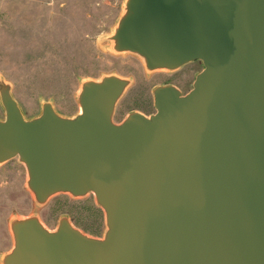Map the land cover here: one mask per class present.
<instances>
[{
    "label": "water",
    "instance_id": "95a60500",
    "mask_svg": "<svg viewBox=\"0 0 264 264\" xmlns=\"http://www.w3.org/2000/svg\"><path fill=\"white\" fill-rule=\"evenodd\" d=\"M110 38L148 70L203 69L121 122L127 77L85 79L76 115L46 101L32 118L1 80L0 164L25 165L39 204L93 193L107 225L14 218L2 264H264V0H125Z\"/></svg>",
    "mask_w": 264,
    "mask_h": 264
},
{
    "label": "rangeland",
    "instance_id": "374dc122",
    "mask_svg": "<svg viewBox=\"0 0 264 264\" xmlns=\"http://www.w3.org/2000/svg\"><path fill=\"white\" fill-rule=\"evenodd\" d=\"M124 6L125 0H0V81L11 84L26 118L38 116L46 101L61 115H76L82 81L111 73L131 80L117 103L116 122L133 110L155 113L153 89L158 85L174 84L183 93L192 89L201 61L175 70H148L139 55L113 49L110 36ZM27 178L18 158L0 164V264L14 245L10 221L17 217L37 215L50 230L68 217L83 232L104 236L105 212L93 193L59 194L39 204Z\"/></svg>",
    "mask_w": 264,
    "mask_h": 264
},
{
    "label": "flooded vegetation",
    "instance_id": "af4514ba",
    "mask_svg": "<svg viewBox=\"0 0 264 264\" xmlns=\"http://www.w3.org/2000/svg\"><path fill=\"white\" fill-rule=\"evenodd\" d=\"M196 61H200V60H196ZM202 62V61H201Z\"/></svg>",
    "mask_w": 264,
    "mask_h": 264
}]
</instances>
